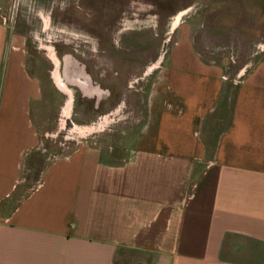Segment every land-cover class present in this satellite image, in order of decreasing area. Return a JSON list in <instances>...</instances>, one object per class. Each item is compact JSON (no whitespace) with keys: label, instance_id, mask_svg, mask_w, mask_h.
I'll return each instance as SVG.
<instances>
[{"label":"crops","instance_id":"crops-1","mask_svg":"<svg viewBox=\"0 0 264 264\" xmlns=\"http://www.w3.org/2000/svg\"><path fill=\"white\" fill-rule=\"evenodd\" d=\"M42 99L0 14V264H264V58L234 86L180 35L126 157L82 142L24 196Z\"/></svg>","mask_w":264,"mask_h":264},{"label":"rangeland","instance_id":"rangeland-1","mask_svg":"<svg viewBox=\"0 0 264 264\" xmlns=\"http://www.w3.org/2000/svg\"><path fill=\"white\" fill-rule=\"evenodd\" d=\"M0 14L43 86L36 110L42 142L24 196L48 164L82 142L99 144L106 159L126 157L180 35L221 65L234 86L264 58V0H0ZM152 257L120 249L117 263L148 264Z\"/></svg>","mask_w":264,"mask_h":264},{"label":"flooded vegetation","instance_id":"flooded-vegetation-1","mask_svg":"<svg viewBox=\"0 0 264 264\" xmlns=\"http://www.w3.org/2000/svg\"><path fill=\"white\" fill-rule=\"evenodd\" d=\"M184 13H181L179 16H181V15H183ZM178 16V15H177ZM177 16H176V18H177ZM179 16H178V18H179ZM58 60V59H57ZM57 80H59V83L60 84H62V85H64L65 86V84L63 83V81H62V79H61V76L60 75H58V78H57ZM68 90V89H67ZM68 93L70 94V91H68Z\"/></svg>","mask_w":264,"mask_h":264},{"label":"trees","instance_id":"trees-1","mask_svg":"<svg viewBox=\"0 0 264 264\" xmlns=\"http://www.w3.org/2000/svg\"><path fill=\"white\" fill-rule=\"evenodd\" d=\"M37 184V183H36ZM36 187V185H34L33 187H32V190L34 189Z\"/></svg>","mask_w":264,"mask_h":264},{"label":"built area","instance_id":"built-area-1","mask_svg":"<svg viewBox=\"0 0 264 264\" xmlns=\"http://www.w3.org/2000/svg\"><path fill=\"white\" fill-rule=\"evenodd\" d=\"M234 81L238 82L239 80H238V81H237V80H234ZM57 159H58V158H57ZM54 160H56V159H54Z\"/></svg>","mask_w":264,"mask_h":264}]
</instances>
